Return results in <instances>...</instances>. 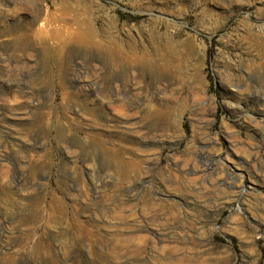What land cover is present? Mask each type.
I'll use <instances>...</instances> for the list:
<instances>
[{
  "label": "rangeland",
  "instance_id": "obj_1",
  "mask_svg": "<svg viewBox=\"0 0 264 264\" xmlns=\"http://www.w3.org/2000/svg\"><path fill=\"white\" fill-rule=\"evenodd\" d=\"M64 263L264 264V0H0V264Z\"/></svg>",
  "mask_w": 264,
  "mask_h": 264
},
{
  "label": "bare ground",
  "instance_id": "obj_2",
  "mask_svg": "<svg viewBox=\"0 0 264 264\" xmlns=\"http://www.w3.org/2000/svg\"><path fill=\"white\" fill-rule=\"evenodd\" d=\"M61 9V8H60ZM68 9V8H67ZM52 15V14H51ZM56 17V16H55ZM76 18V17H75ZM66 21V20H65ZM76 22V20H75ZM46 23V22H45ZM62 23V22H61ZM42 24V23H41ZM81 24V23H80ZM80 24L78 27H80ZM43 25V24H42ZM66 27L64 29V33H66V36L69 37V39L71 38L74 41H78V42H83V43H93L94 45L98 46H103V43H101V41L99 39H97L96 35L93 33L92 30L86 32V31H81V28H76L74 31H72L71 29L73 27H71L70 25H67L66 22L64 24ZM91 26V25H90ZM64 27V26H63ZM75 27V26H74ZM84 27V26H83ZM82 27V29H83ZM53 28V27H51ZM59 29V28H58ZM61 29V28H60ZM87 29V28H86ZM48 30V29H47ZM62 32H58L55 37L57 35L61 37L63 36V29L61 30ZM114 32V31H113ZM46 34V30L43 28H39L38 29V35H45ZM50 34H53L52 32ZM55 34V33H54ZM159 34H157L158 36ZM54 36V35H53ZM98 36V35H97ZM113 36V35H112ZM112 36L110 34H108L107 37L111 38L109 42L106 43V50L105 52L107 54L112 55L114 57L117 58H121L122 60H128L131 62H139V61H143L144 59H142L144 56L143 52H140L137 50L136 46L133 43H130V49L129 48H124L122 46L121 41H119L116 38H112ZM101 38V37H100ZM103 38V37H102ZM55 39V38H54ZM63 39V38H62ZM65 39V38H64ZM108 39V38H107ZM165 39V38H164ZM59 40V39H58ZM67 40V39H65ZM63 41V40H62ZM106 42V41H105ZM61 44V43H60ZM154 44L156 46H153V51L150 52V56L148 59H150L149 61L152 62V66L159 67V73H165V70H169L173 67H178V71H180L182 73V75H200V69L199 66L189 70L190 68H186V66H184L183 61L185 62L186 59L188 58V56H190L189 54V43H186L185 45H183L180 49L177 48L176 46H174V44L168 40H160L159 38H155L154 39ZM89 45V44H88ZM141 45V44H140ZM139 45V46H140ZM91 47V46H90ZM144 47V46H142ZM94 48V47H93ZM99 48V47H98ZM140 50V49H139ZM146 56V54H145ZM146 59V60H148ZM182 63V65H180ZM150 64V63H149ZM190 67V66H189ZM214 165V164H213ZM214 168V167H212ZM215 169V168H214ZM77 224V223H76ZM75 230V229H74ZM81 234V233H80ZM88 236V235H87ZM76 242V241H75ZM71 249V248H70ZM69 249V250H70ZM91 251V250H90ZM48 252V251H47ZM65 264V263H64Z\"/></svg>",
  "mask_w": 264,
  "mask_h": 264
}]
</instances>
